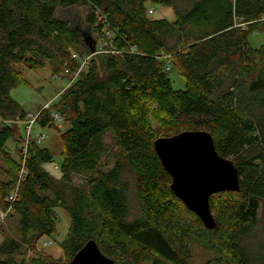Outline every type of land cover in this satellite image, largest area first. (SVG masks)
Instances as JSON below:
<instances>
[{
    "label": "trees",
    "instance_id": "trees-1",
    "mask_svg": "<svg viewBox=\"0 0 264 264\" xmlns=\"http://www.w3.org/2000/svg\"><path fill=\"white\" fill-rule=\"evenodd\" d=\"M148 1L0 0V158L8 166L0 209L17 218L20 234L0 242V264H69L91 240L116 264H194L197 243L214 253L201 264H264V237L256 228L264 205V44L253 48L248 40L251 31L264 33V0H153L173 7L175 22L151 17ZM71 5L90 8L87 20L106 47L57 18L58 7ZM172 37L177 42L169 47ZM72 45L82 48L79 57L91 56L87 67L36 118L41 127L52 126L55 112L69 125L61 134L58 179L45 168L55 162L52 152L36 142L26 145L22 166L10 157L7 143L20 138L17 121L28 114L11 93L24 82L17 65L39 70L49 62L56 71H76L81 58L71 54ZM167 61L185 89H175ZM151 115L160 118V129ZM197 130L212 134L218 153L231 157L241 176L239 191L211 197L213 229L175 195L154 147L160 137ZM107 133L116 163L101 171ZM81 173L89 176L77 187L72 176ZM58 207L71 218L61 243L69 262L17 260L24 245L56 232Z\"/></svg>",
    "mask_w": 264,
    "mask_h": 264
},
{
    "label": "rangeland",
    "instance_id": "rangeland-1",
    "mask_svg": "<svg viewBox=\"0 0 264 264\" xmlns=\"http://www.w3.org/2000/svg\"><path fill=\"white\" fill-rule=\"evenodd\" d=\"M177 4L181 9H185L183 3ZM146 5L148 7V13L151 17H163L169 19L171 22L176 21V14L174 11L175 9L173 7L156 4L153 2V0H149ZM151 10L153 12H150ZM89 13L90 8L88 6L71 5L68 7H58L56 16L61 20L67 21L70 27L78 31L82 37H90L91 39L98 41V49H100L102 45L103 47H106L105 39L103 40L98 36V33L95 31L92 24L87 20ZM248 40L253 48H259L264 44V33L260 32L259 30L251 31L248 36ZM176 42V37H172L168 40V46L172 47L176 44ZM69 51L71 54H76L79 57L82 48L79 45H72L69 46ZM90 58L91 56H87L85 58L82 57L80 59L81 66L78 69H85ZM67 68L68 67L65 66L56 71L55 65L49 62H46V65L39 70H33L26 64L17 65L16 69L21 72L24 82L13 89L11 93L12 97L23 106L28 114H30V117H34V115L37 116V114L42 109L52 107L53 104L59 101L66 89L75 81H72L71 79L72 73L69 74L66 72ZM169 69V76L172 79L175 89H185L186 80L184 77L181 76L176 68L171 67ZM47 105H49V107H46ZM29 120L30 119L27 117L25 120L17 123L20 129V138H18V140L8 141L7 150L9 151L10 157L13 160L19 162V164L22 166L24 157L26 155L25 147L28 142L33 141L42 147L50 149L55 160V162L52 164L53 168L58 170V172H61L63 160L62 155L64 151L61 141V134L69 128V125L66 123L65 119L60 116V118H57V120L55 119V124L52 126L41 127L40 125L34 123L30 133L29 127H31V124L28 123ZM150 123L156 129L161 128V120L156 115H151ZM40 139L42 141H40ZM104 145L107 149V153L103 156L99 165V169L101 171H107L116 163L115 153L117 147L114 137L111 133H107L104 136ZM45 167L51 175L60 179V173L54 174L49 169V165H46ZM7 169L8 166L6 162L0 158V180L3 181L7 179ZM87 176H89L87 173L73 174V184L77 187L86 184ZM128 197L130 201V210L133 214H136L138 209V196L133 186L128 193ZM55 217L57 219L56 232L52 236H39L33 244L24 245L22 250L14 255L17 260H30L32 258L41 256L61 259L64 262H69L61 243L66 238L68 228L71 223V218L66 210H64L62 207L55 209ZM259 219L260 221L256 228L261 233H263L264 237V228L262 225L264 222V205L261 207ZM0 223V242H2L7 237L19 238L20 234L18 231V220L16 217L6 218V215L0 209ZM192 254L194 264H201L207 258L214 256L212 251L203 248V246L198 243L193 247Z\"/></svg>",
    "mask_w": 264,
    "mask_h": 264
},
{
    "label": "water",
    "instance_id": "water-1",
    "mask_svg": "<svg viewBox=\"0 0 264 264\" xmlns=\"http://www.w3.org/2000/svg\"><path fill=\"white\" fill-rule=\"evenodd\" d=\"M154 147L172 178L171 189L175 195L208 229H213L216 221L211 209V197L220 192L241 189L240 172L233 159L218 153L212 134L206 130L184 131L171 137H160L154 141ZM59 173L61 177L62 173ZM69 264L116 262L91 240Z\"/></svg>",
    "mask_w": 264,
    "mask_h": 264
},
{
    "label": "built area",
    "instance_id": "built-area-1",
    "mask_svg": "<svg viewBox=\"0 0 264 264\" xmlns=\"http://www.w3.org/2000/svg\"><path fill=\"white\" fill-rule=\"evenodd\" d=\"M150 12H153L152 10L150 11ZM73 56L76 58V57H78V55H76V54H73ZM83 64H85V63H83ZM172 67V63L170 62V61H168V64H167V69L168 70H170L169 68H171ZM66 72L67 73H69L70 74V69H66ZM80 72H81V69H77L76 71H74L73 73H72V81H74V80H76V78L79 76V74H80ZM56 76V75H55ZM46 107H49V105H47ZM50 108V107H49ZM38 115V114H37ZM51 115H52V117L54 118V119H56L57 120V118H60V116H59V114L58 113H55V112H52L51 113ZM27 117H28V119H30L29 121H28V123L29 124H31L30 126L31 127H29V130H30V133H31V129H32V126L34 125V123L36 124V118H37V116L36 115H34V117H30V114H27ZM26 117V118H27ZM21 121H17V123H20ZM42 139V138H41ZM40 139V141H42ZM15 199V194H11L10 195V197L8 198V200H10V201H13ZM11 210V209H10ZM5 215H6V213H4ZM50 243H52V242H50Z\"/></svg>",
    "mask_w": 264,
    "mask_h": 264
}]
</instances>
